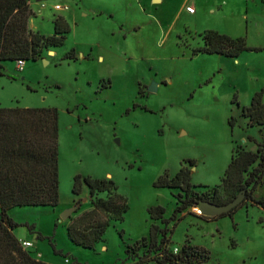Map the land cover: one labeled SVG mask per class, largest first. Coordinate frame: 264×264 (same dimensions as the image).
<instances>
[{"label":"rangeland","instance_id":"374dc122","mask_svg":"<svg viewBox=\"0 0 264 264\" xmlns=\"http://www.w3.org/2000/svg\"><path fill=\"white\" fill-rule=\"evenodd\" d=\"M188 5L195 15L181 13ZM32 7L33 32L53 35L57 18L70 31L54 54L25 62L22 71L7 64L0 77V108L58 112L60 205L12 211L14 234L33 244L31 255L48 264H131L126 247L148 236L147 210L159 205L166 224H155L171 251L189 242L210 253L202 264H264L262 209L204 221L196 207L174 221L177 191L154 187L165 172L189 167L186 160L194 162L193 185H218L233 148L254 151L262 140V128L239 112L264 90V0H40ZM211 30L259 51L236 59L194 54ZM71 49L76 60H62ZM76 175L111 179L128 206L94 250L72 244L69 220L60 218L83 199L72 194ZM79 208L71 217L87 205Z\"/></svg>","mask_w":264,"mask_h":264},{"label":"trees","instance_id":"16d2710c","mask_svg":"<svg viewBox=\"0 0 264 264\" xmlns=\"http://www.w3.org/2000/svg\"><path fill=\"white\" fill-rule=\"evenodd\" d=\"M30 1L0 0V77L5 75L6 63L37 62L46 52L61 48L70 31L62 18L54 20L53 35L31 31L28 27L33 15ZM200 37L203 45L196 48L194 54L236 59L243 52L259 51L247 47L243 38L232 39L213 30ZM75 53L71 49L62 60L75 61ZM263 95L262 89L254 95L249 106L242 107L239 112V117L246 119L248 126L262 128L259 130L262 140L257 142L254 151L241 145L233 148L231 160L218 185H193L189 169L194 166L192 160L184 161L189 167H181L172 176L165 172L154 183L156 188L177 191L173 193L176 199L174 221L179 220L178 214L198 207L202 201L224 205L244 190L243 201L231 211L215 217H200L204 221L232 219L247 204L264 211V197L255 195L256 189L264 183ZM228 124L233 127V116ZM58 138L55 108H0V264H48L21 246L14 234L17 224L12 211L25 207L54 208L59 204ZM84 187L89 192L91 209L69 219L67 235L75 246L94 250L97 244L104 242V235L113 223L124 221L128 206L111 179L76 175L72 194L80 196ZM198 189L202 190L198 192ZM81 202L80 199L75 205L81 206ZM79 210L77 207L75 213ZM147 212L152 221L148 236L126 247L131 264H202L211 258L206 249L189 242L178 252L171 251L166 230L155 224H166L165 208L152 206Z\"/></svg>","mask_w":264,"mask_h":264},{"label":"water","instance_id":"95a60500","mask_svg":"<svg viewBox=\"0 0 264 264\" xmlns=\"http://www.w3.org/2000/svg\"><path fill=\"white\" fill-rule=\"evenodd\" d=\"M37 1H40V0H37ZM155 1H158V0H155ZM156 88H157V85H150L149 91H155ZM244 196H245V190L240 192L233 201L227 204L217 205V204H213L207 201H202L200 202L198 208L203 216L215 217V216L227 213L231 211L233 208H235L236 206H238L243 201ZM77 207L79 206L74 205L73 207H70L64 210L62 214L60 215V218L62 220H69L71 218V215L77 211Z\"/></svg>","mask_w":264,"mask_h":264},{"label":"crops","instance_id":"0c3cea01","mask_svg":"<svg viewBox=\"0 0 264 264\" xmlns=\"http://www.w3.org/2000/svg\"><path fill=\"white\" fill-rule=\"evenodd\" d=\"M159 2H161L162 0H158ZM37 3L38 1L37 0H34V2H32V0L30 1V8H31V10L33 11V9H34V7H32V5L34 4V3ZM188 6H190V7H192L191 5H188ZM194 13L193 14H191V13H188L187 11H186V7H185V10H182L183 12H181V13H185V14H189V16H191V15H195L196 13H197V11H196V8H194ZM39 12H40V10H39ZM28 27H29V29L32 31L33 29H31V27H30V20H29V24H28ZM40 32V31H39ZM51 34H52V32H51ZM50 33L48 34L49 36L51 35ZM55 51V50H54ZM52 52L53 54L55 53V52ZM7 64H10V63H6L5 64V67L7 66ZM246 149V148H245ZM73 181V180H72ZM263 181H264V178H263ZM264 185V184H263ZM258 189H259V187L256 189V191H255V195H257L258 197H264V196H259L257 193H258ZM75 196V195H74ZM83 197V201L81 202V205H83L84 203L87 205V208H85V210H82L80 213H78L77 215H79V214H81V213H83V212H85V211H89L90 209H91V205H90V196H89V192H88V189L86 188V187H84L83 188V190H82V193H81V195L80 196H76V197ZM59 205H60V202H59ZM58 205V206H59ZM75 205V201H72L67 207L68 208H70V207H72V206H74ZM66 207V206H65ZM65 207H63L62 209H64ZM67 208V209H68ZM250 208H254L253 206H250V205H245V206H243L241 209H246V210H248V209H250ZM257 209V208H256ZM264 212V211H263ZM261 214H263L264 215V213H261ZM76 215V216H77ZM12 216H13V214H12ZM75 217V216H74ZM68 225V224H67ZM22 241H28V240H22ZM40 258H42V257H40ZM36 259H39V258H36Z\"/></svg>","mask_w":264,"mask_h":264},{"label":"built area","instance_id":"2783aa9c","mask_svg":"<svg viewBox=\"0 0 264 264\" xmlns=\"http://www.w3.org/2000/svg\"><path fill=\"white\" fill-rule=\"evenodd\" d=\"M186 11L188 12V13H191V14H193L194 13V7H190V6H188V7H186ZM24 61H21V60H19V61H17L16 62V69L18 70V71H22V68H23V66H24ZM196 210V212H197V214L200 216V215H202L201 214V212H200V210H199V208H196L195 209ZM21 242V246L24 248V249H29V248H31L32 246H33V244L31 243V242H29V241H20Z\"/></svg>","mask_w":264,"mask_h":264}]
</instances>
